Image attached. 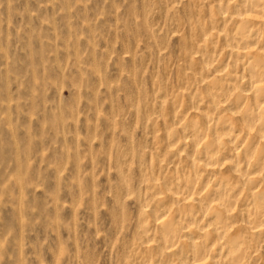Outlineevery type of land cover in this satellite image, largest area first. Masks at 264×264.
Returning <instances> with one entry per match:
<instances>
[{
  "label": "rangeland",
  "instance_id": "1",
  "mask_svg": "<svg viewBox=\"0 0 264 264\" xmlns=\"http://www.w3.org/2000/svg\"><path fill=\"white\" fill-rule=\"evenodd\" d=\"M263 69L264 0H0V264H264Z\"/></svg>",
  "mask_w": 264,
  "mask_h": 264
},
{
  "label": "bare ground",
  "instance_id": "2",
  "mask_svg": "<svg viewBox=\"0 0 264 264\" xmlns=\"http://www.w3.org/2000/svg\"><path fill=\"white\" fill-rule=\"evenodd\" d=\"M261 5V4H260ZM254 10V9H253ZM262 15H263V13H262ZM244 34V33H243ZM244 36V35H243ZM248 64H249V66L251 67V69H255L256 67H255V60H253V61H251V62H248ZM262 67V66H261ZM264 70V69H263ZM255 71V70H254ZM259 72V71H258ZM255 74H257V73H255ZM251 80V79H250ZM264 80V79H263ZM260 79H254L253 78V80H251V84H252V87H253V89L255 90V91H262L263 90V87H262V85H260ZM251 90V89H250ZM261 95V94H260ZM263 97H262V99H263V102H264V92H263ZM260 97V96H259ZM259 102V101H258ZM262 102V105L264 104ZM246 109V108H245ZM244 109V110H245ZM253 111V110H252ZM246 112H247V110H246ZM259 112V111H258ZM244 113V112H243ZM249 115V114H248ZM261 115H264V113H262ZM256 116V115H255ZM248 117V116H247ZM249 118V117H248ZM205 141H207V140H205ZM212 141V140H211ZM209 143V142H208ZM218 143V142H217ZM207 144V143H206ZM219 149V148H218ZM255 156V155H254ZM211 157V156H210ZM219 189H214L213 191H218ZM219 192V191H218ZM217 192V193H218ZM220 194V193H219ZM219 199V198H218ZM257 199V198H256ZM185 201V200H184ZM217 202V201H216ZM211 205V204H210ZM263 205V204H262ZM257 208V207H256ZM256 211V210H255ZM162 225H165L166 223L165 222H162L161 223ZM217 227V226H216ZM214 229V228H213ZM214 231V230H213ZM236 244V243H235ZM234 248V247H233ZM232 248V249H233ZM232 249H230V251L232 250ZM196 250V249H195ZM231 252H233L234 253V249L231 251ZM232 253V254H233ZM231 254V253H230ZM202 259L203 258H200L199 259V261H202ZM197 261V260H196ZM196 264H200L199 262L198 263H196ZM202 264V263H201Z\"/></svg>",
  "mask_w": 264,
  "mask_h": 264
}]
</instances>
